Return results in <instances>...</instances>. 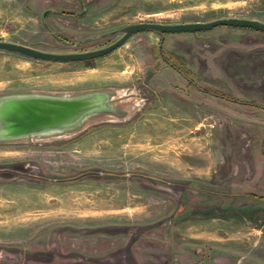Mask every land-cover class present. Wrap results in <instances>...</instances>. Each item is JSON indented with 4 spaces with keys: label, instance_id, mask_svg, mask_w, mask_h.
I'll return each instance as SVG.
<instances>
[{
    "label": "rangeland",
    "instance_id": "obj_1",
    "mask_svg": "<svg viewBox=\"0 0 264 264\" xmlns=\"http://www.w3.org/2000/svg\"><path fill=\"white\" fill-rule=\"evenodd\" d=\"M222 16L264 21V0H0V39L82 51ZM93 90L114 110L0 140V264H264V31L142 29L78 61L0 49V95Z\"/></svg>",
    "mask_w": 264,
    "mask_h": 264
},
{
    "label": "water",
    "instance_id": "obj_2",
    "mask_svg": "<svg viewBox=\"0 0 264 264\" xmlns=\"http://www.w3.org/2000/svg\"><path fill=\"white\" fill-rule=\"evenodd\" d=\"M49 9L43 11V18ZM82 13V12H80ZM217 25L249 27L264 31V21L250 17L222 16L210 20L183 22L134 21L119 28L112 42L82 51L56 52L20 42L0 39V49L48 61H78L104 55L121 45L134 32L149 29L161 32L200 31ZM112 94L93 90L76 95L11 93L0 95V140L58 131L78 125L85 117L101 111H113Z\"/></svg>",
    "mask_w": 264,
    "mask_h": 264
},
{
    "label": "trees",
    "instance_id": "obj_3",
    "mask_svg": "<svg viewBox=\"0 0 264 264\" xmlns=\"http://www.w3.org/2000/svg\"><path fill=\"white\" fill-rule=\"evenodd\" d=\"M164 32H161V34H163ZM181 74H183L184 76H186V74L181 70V69H178L176 68Z\"/></svg>",
    "mask_w": 264,
    "mask_h": 264
}]
</instances>
